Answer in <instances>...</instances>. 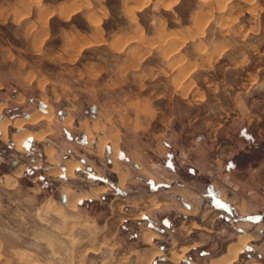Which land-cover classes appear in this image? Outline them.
I'll use <instances>...</instances> for the list:
<instances>
[{"label":"rangeland","instance_id":"obj_1","mask_svg":"<svg viewBox=\"0 0 264 264\" xmlns=\"http://www.w3.org/2000/svg\"><path fill=\"white\" fill-rule=\"evenodd\" d=\"M245 103L264 106V0H0V264H205L238 228L232 264H264V191L188 171L195 135ZM45 145L79 161L67 178L32 161ZM65 187L90 195L70 207Z\"/></svg>","mask_w":264,"mask_h":264},{"label":"crops","instance_id":"obj_2","mask_svg":"<svg viewBox=\"0 0 264 264\" xmlns=\"http://www.w3.org/2000/svg\"><path fill=\"white\" fill-rule=\"evenodd\" d=\"M45 10H48V7H46ZM253 106L254 104L252 103L240 104L239 106L237 105V110L242 114V116L239 114L241 116V119L237 120L236 118H234L229 122V127H224L223 129H219L218 131H213L212 137L198 144L195 150L190 153L191 155L188 158V171H191L195 176L198 177V179H201L200 182L197 183V185H202V178L211 176L213 180L217 182V185L222 187L223 191H227L229 193L230 197H235L234 199H240L241 201L243 200L245 202L247 201L244 200L246 199L245 195L247 197H253L256 196L258 192L262 193L264 191V106L261 110H258L257 108L253 109ZM41 110L43 111L42 114L48 113V110L46 108H41ZM29 115L30 113H25L24 117L29 119ZM60 117L64 119L63 115ZM1 118L2 115H0V119ZM238 123L239 129L238 131H235L236 129H234V126H237ZM31 133L34 134L35 132ZM90 140L87 139V134H85V141L87 144L90 142ZM97 145L98 141L95 144L96 149H98ZM111 146L112 143L109 145L108 149L110 152ZM49 147L51 146L45 145L42 154L43 156L32 157V161L37 164L41 160L49 163V165L46 167L47 171H59L57 174L63 175L65 178H67L68 176L64 172L66 171V164L68 165V163L73 161L75 162L76 160H62L58 158L56 162L51 161V155H46V149ZM156 150L159 153L169 155L170 161H174V149L163 140L156 145ZM219 151H222L224 153L223 159L218 162L211 163L213 153ZM130 159L133 160V163H135L136 167L141 171L150 172L154 175H157L158 170L160 171V168L157 167L159 164H156V162L155 165L151 164L152 168H147L148 166H145L144 163L138 158L136 160L133 155ZM76 162L77 164H79L78 160ZM72 164L73 166L76 165V163ZM11 165L15 166L17 168H15V171H20L19 174H21L23 167L22 165H19V161L17 159L12 160ZM209 165L211 166V169L210 167H208ZM77 167L78 165L75 167V169ZM147 169H151L152 171H148ZM88 170H90V167H88ZM122 171H118L117 178L120 175L124 174ZM208 171L213 172L211 173ZM19 174H16V176H19ZM117 181L119 182L120 180L117 179ZM191 185H193V182L191 183ZM178 199L180 200L179 197ZM183 204H185L187 208L191 207L188 203L183 202ZM196 219L197 221L200 220V218ZM245 231L246 230L242 228H238L239 234L247 233ZM164 232L166 231L164 230ZM250 248V246H246V250H249ZM226 251L227 249L216 257L222 256L226 253ZM256 255L258 257L262 256L260 253H256ZM246 257L250 258L251 255L246 253ZM185 261L187 264H190V261L188 259ZM210 261L211 259L208 260L205 264H209Z\"/></svg>","mask_w":264,"mask_h":264},{"label":"bare ground","instance_id":"obj_3","mask_svg":"<svg viewBox=\"0 0 264 264\" xmlns=\"http://www.w3.org/2000/svg\"><path fill=\"white\" fill-rule=\"evenodd\" d=\"M35 116H40L38 114H32L31 115V118L35 117ZM20 122H18L17 124H19ZM0 131L1 133L4 132V121L2 120L0 122ZM27 136L29 135L26 131L25 132H20L18 134H16L14 136L15 138V141L17 143L20 142V140L22 139V137L24 136ZM72 163H68V165L66 164V171L70 174V172L72 171ZM18 176V175H17ZM123 176L120 175L118 177V179L120 181L123 180L122 178ZM64 196L66 197V204L69 205L70 207H74L77 203V201L79 199H81L82 197L84 196H89L90 195V192H82L81 194H78L76 192H73V190H71L69 187H65L64 188ZM152 233L150 232H145L143 233V239L145 241H149L150 237H151ZM236 241L233 242V243H230L227 247V251L225 254H223V256L219 257V258H214V259H211L210 263L209 264H231L237 257V254L239 251H241L246 243L248 242V240L250 239V235L247 234V233H241L239 235H237L236 237ZM154 254H157V253H154ZM174 259H178L177 257H174Z\"/></svg>","mask_w":264,"mask_h":264},{"label":"built area","instance_id":"obj_4","mask_svg":"<svg viewBox=\"0 0 264 264\" xmlns=\"http://www.w3.org/2000/svg\"><path fill=\"white\" fill-rule=\"evenodd\" d=\"M204 141V136L203 134H197L195 135V137L193 138L190 148L194 149L198 144L202 143ZM224 157V153L222 151L216 152L213 156H212V160L214 162L222 159Z\"/></svg>","mask_w":264,"mask_h":264},{"label":"water","instance_id":"obj_5","mask_svg":"<svg viewBox=\"0 0 264 264\" xmlns=\"http://www.w3.org/2000/svg\"><path fill=\"white\" fill-rule=\"evenodd\" d=\"M122 193H125V192L123 191ZM59 196H60V200L64 202L65 201L64 194L63 193H60Z\"/></svg>","mask_w":264,"mask_h":264}]
</instances>
